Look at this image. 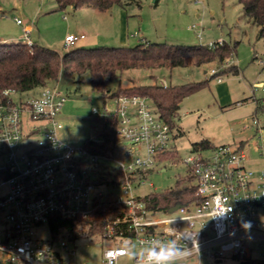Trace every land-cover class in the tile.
Wrapping results in <instances>:
<instances>
[{
    "label": "built area",
    "instance_id": "2783aa9c",
    "mask_svg": "<svg viewBox=\"0 0 264 264\" xmlns=\"http://www.w3.org/2000/svg\"><path fill=\"white\" fill-rule=\"evenodd\" d=\"M30 30L24 28L32 47ZM83 38L68 33L65 43ZM15 92L25 93L0 91V264H88L78 252L83 235L108 242L100 264H136L132 254L169 240L197 245L186 264H202L204 258L247 255L240 216L264 231V170L247 167L245 150L231 144L193 150L182 160L194 176L197 199L156 209L148 194L137 192L158 162L171 158L162 156L175 136L150 96H111L114 106L106 99L103 111L92 110L95 135L74 145L58 134L66 101L58 86L40 87L19 101ZM112 126L114 148L90 151L86 145L101 143L99 132ZM226 205L234 209L230 218L208 219L212 209ZM61 220L73 227L52 226ZM41 226L52 235L37 236Z\"/></svg>",
    "mask_w": 264,
    "mask_h": 264
},
{
    "label": "rangeland",
    "instance_id": "374dc122",
    "mask_svg": "<svg viewBox=\"0 0 264 264\" xmlns=\"http://www.w3.org/2000/svg\"><path fill=\"white\" fill-rule=\"evenodd\" d=\"M123 3L100 11L92 7L60 9L56 0H0V40L25 42L24 28L30 27V40L35 45L60 53L87 42L83 38L71 46L65 43L69 32L80 34L82 30L87 35L98 36L94 38V43L85 45L90 47H132L141 42L183 46L210 45L220 41L232 45L238 43L235 54L224 64L210 62L199 66L126 69L109 82V91L105 94L93 89L88 73L81 80L77 76L66 77L61 73L53 82L66 95L59 114L63 127L58 134L71 144L83 145L96 133L94 126L98 117L93 114V108L103 111L106 99L110 106H114L110 95L119 88L209 80L206 86L183 99L174 118L175 136L169 143V151L178 155L158 162L147 184L137 191L143 195L162 194L177 186L191 184L189 171L182 160L194 150V142L208 139L215 146L231 143L233 137L253 126L255 116L260 121L264 120V108L256 111L248 103L255 97L263 101L264 106V39L258 37V26L247 19L239 0H124ZM17 19H21L22 23H18ZM232 65L239 67V73L228 71L221 74V81L228 83L234 95V102L225 104L217 97L215 85L219 80L217 77L210 79L211 70ZM31 94L15 92L12 96L19 101ZM64 234L68 236L69 233ZM51 235L48 226L37 230V236ZM80 241L78 252L83 262L100 264L102 249L108 242H91L88 235H83ZM263 255V246L252 253L254 258ZM239 262L238 258L228 255L204 258L202 264Z\"/></svg>",
    "mask_w": 264,
    "mask_h": 264
},
{
    "label": "trees",
    "instance_id": "16d2710c",
    "mask_svg": "<svg viewBox=\"0 0 264 264\" xmlns=\"http://www.w3.org/2000/svg\"><path fill=\"white\" fill-rule=\"evenodd\" d=\"M60 9L73 7H92L100 11H107L115 4H124V0H56ZM243 12L248 20L258 26V37L264 39V0H239ZM237 44L226 41L215 42L213 46L199 44L183 46L168 43L141 42L132 47L125 46H80L69 49L65 53L57 50L33 45L25 41L7 42L0 40V91L5 88H15L21 92H33L55 82L62 73L66 77L81 80L88 73L94 90L105 94L109 91L108 84L122 71L129 68L174 67L187 65H202L210 62L224 64L235 54ZM239 73V67H223L211 74L210 79L227 72ZM209 80L162 85L160 83L148 85H133L119 88L110 96L121 94L148 95L152 98L161 116L175 128L174 118L180 104L188 95L196 93L206 86ZM115 126L104 128L99 134L103 137L101 143L90 142L86 146L92 152L105 153L114 148ZM215 145L208 139L193 143L194 150L212 149ZM178 155L177 152H167L162 158ZM189 185L177 186L169 191L157 194L151 193L147 201L151 207L166 209L174 204H185L197 199L195 196V181L189 172ZM65 225L70 229L71 222L61 220L52 224L54 228ZM240 260L239 264H264L263 258H253L247 255L234 256Z\"/></svg>",
    "mask_w": 264,
    "mask_h": 264
},
{
    "label": "crops",
    "instance_id": "0c3cea01",
    "mask_svg": "<svg viewBox=\"0 0 264 264\" xmlns=\"http://www.w3.org/2000/svg\"><path fill=\"white\" fill-rule=\"evenodd\" d=\"M80 33L85 34V38L87 40V42H84L81 46L94 43V38L98 37L96 34L87 35L85 30H82ZM216 70L218 71V69ZM216 77L218 80L220 78L219 82L215 85L218 99L225 104L234 102V95L231 93L228 83L221 81V74ZM160 84L168 85L167 83ZM237 102H239V100ZM248 103L252 106V108H255L256 111L259 109L263 110L264 108L263 101L255 97H253L252 100H248ZM255 119L257 120V123L254 122ZM226 144H231L245 150L247 154L245 164L247 167L256 171L264 170V120L260 121L257 116H255L253 119V126L248 129V131L238 134V136L233 137V142ZM259 212L264 218V210L260 209ZM243 243L247 249V256L253 257V251H255L257 247L263 246L264 231L251 229L250 233L245 232ZM263 257L264 255L260 256V258Z\"/></svg>",
    "mask_w": 264,
    "mask_h": 264
},
{
    "label": "clouds",
    "instance_id": "9594fccd",
    "mask_svg": "<svg viewBox=\"0 0 264 264\" xmlns=\"http://www.w3.org/2000/svg\"><path fill=\"white\" fill-rule=\"evenodd\" d=\"M233 212V207L226 205L219 209H212L209 212L208 219L216 220L221 217L230 218ZM239 222L241 228L246 233L251 232L253 225L250 220H246L243 216H240ZM181 239H184V237L182 236ZM194 250L198 251L197 245L189 247L186 243L184 247H181L174 240H169L158 246L150 245L139 253H134L132 255L136 260V264H186L188 258L193 255Z\"/></svg>",
    "mask_w": 264,
    "mask_h": 264
}]
</instances>
